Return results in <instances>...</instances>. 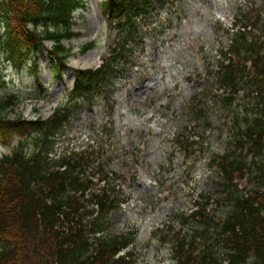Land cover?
Segmentation results:
<instances>
[{
  "label": "rangeland",
  "instance_id": "rangeland-1",
  "mask_svg": "<svg viewBox=\"0 0 264 264\" xmlns=\"http://www.w3.org/2000/svg\"><path fill=\"white\" fill-rule=\"evenodd\" d=\"M101 1L88 0L84 8L74 12L75 35L64 41L72 47L70 68L96 66L113 41L116 31L108 29ZM263 4L264 0H176L171 5L173 12L168 8L169 2L160 4L153 15L155 29H146L144 25L138 32L144 37V50L139 46L133 49L137 67L126 69L120 80L115 75L110 77L107 100L100 93L79 102L70 122L54 137L49 155L73 147L97 150L94 144L100 142L105 144L103 152L112 157L111 163L125 172L112 184L126 201L119 209L104 212L110 213L109 233L137 235L130 246L132 264H172L168 248L158 245L159 237H151V230L157 225L184 228L181 214L189 212L192 197L200 193L211 196L214 208L210 211L220 216L227 213L230 204L217 201L228 195L223 176L215 167H209L208 161L213 154L235 148L238 130L248 124L243 117L251 121L255 113L252 108L261 97L258 101L254 95L244 97L240 90L232 103L224 100L228 89L207 69L216 70L219 51L228 42L224 28L216 30L217 21L229 25L236 7L246 9L248 5ZM90 40L95 42L94 47L80 52V47ZM1 45L0 42L4 83L0 98L13 92L23 96L19 105L6 112V118H46L65 100L73 80L71 70L55 76L44 49L38 51L36 70L30 61L16 69L3 60ZM38 82L46 87L40 99L34 96L41 90ZM112 102L114 107L110 108L108 103ZM26 135L27 129L4 131L0 135V155ZM177 135L187 143L196 141L188 148V158L173 140ZM31 148L29 144L28 151ZM252 158L264 159V148L261 156L251 151L248 159ZM253 170L238 182V194L257 186ZM92 207L95 206L86 202L84 211ZM94 216L95 213L85 215L83 221ZM227 250L223 244L215 248L220 264Z\"/></svg>",
  "mask_w": 264,
  "mask_h": 264
},
{
  "label": "trees",
  "instance_id": "trees-1",
  "mask_svg": "<svg viewBox=\"0 0 264 264\" xmlns=\"http://www.w3.org/2000/svg\"><path fill=\"white\" fill-rule=\"evenodd\" d=\"M146 1L106 0L102 2V9L112 17L125 14L130 21L132 13L145 9L141 2ZM148 4L151 3L148 1ZM83 5L82 0H0V21L4 26L0 39L5 60L19 68L32 59L45 40H51L50 61L60 69L69 52L61 41L72 33V11ZM237 19L243 29L239 27L233 33L228 48L235 60L232 58L225 65L221 62L218 76L220 81L235 88L245 86L246 94L256 90L257 99L261 96L263 103L258 106L259 112L246 129L240 130L238 140V147L251 143V148L260 151L264 146V12L257 11L252 16L243 13ZM249 24L252 26L248 28ZM255 26L259 28L257 34L251 31ZM118 27L123 29V22L120 21ZM223 54L226 56L225 52ZM248 57L252 59L251 72L244 66V59ZM32 64L36 67L34 61ZM112 71L114 64L109 59L100 69L76 70L75 91L90 92ZM1 79L0 73V86ZM20 100L19 93L0 98V133L9 127L31 124L47 141L48 134L60 122V109L46 120L6 119L5 112ZM26 143L22 140L8 154L0 156V264H128L121 253L130 242L126 235L101 233L94 245L80 224L82 212L79 209L83 203L77 192H83L91 182L80 176L83 172L81 158L61 157L49 161L44 149L27 152ZM232 154L216 158L225 175L224 185L230 192L234 187L229 200L225 201L230 208L223 217L206 212L203 206L182 217L184 223L190 224V229L184 234L175 231L171 238V252L179 264H220L214 254L218 244L233 250L228 264H264V189L254 188L247 197L235 191L232 178L236 170L241 174L244 166L250 168L252 164L246 162L244 155L234 151ZM253 163L259 170L255 178L264 186V167ZM51 164H57L58 168H51ZM90 199H95L101 210L113 202L105 193L94 194ZM72 220L78 227L72 226ZM97 228L104 229L102 225ZM249 257L253 258L252 263H247Z\"/></svg>",
  "mask_w": 264,
  "mask_h": 264
}]
</instances>
